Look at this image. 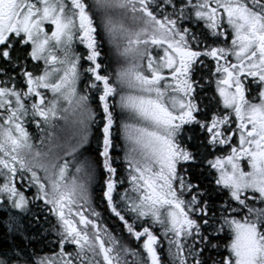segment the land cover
<instances>
[{"label": "snow or ice", "instance_id": "snow-or-ice-1", "mask_svg": "<svg viewBox=\"0 0 264 264\" xmlns=\"http://www.w3.org/2000/svg\"><path fill=\"white\" fill-rule=\"evenodd\" d=\"M0 264H264V0H0Z\"/></svg>", "mask_w": 264, "mask_h": 264}]
</instances>
